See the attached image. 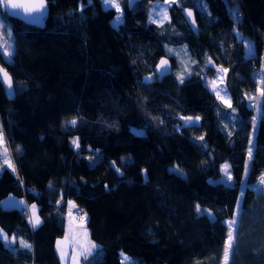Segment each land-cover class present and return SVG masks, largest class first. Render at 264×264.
Instances as JSON below:
<instances>
[{"label":"trees","instance_id":"16d2710c","mask_svg":"<svg viewBox=\"0 0 264 264\" xmlns=\"http://www.w3.org/2000/svg\"><path fill=\"white\" fill-rule=\"evenodd\" d=\"M118 1L114 24L117 11L102 0H46L43 27L0 5L14 37L11 60L0 47V65L15 91L7 97L0 81V129L15 168L0 157V226L16 238L12 246L0 238V264H61L68 201L77 217L87 213L98 244L81 264H221L257 112L228 264H264V185L253 187L264 174V0H175L163 23L148 20L155 0ZM236 28L253 39L254 55ZM164 55L173 67L160 79ZM209 59L228 70L231 107L205 82L216 73ZM223 162L233 183L217 179ZM9 195L24 206L4 207ZM29 205L41 219L35 227Z\"/></svg>","mask_w":264,"mask_h":264},{"label":"rangeland","instance_id":"374dc122","mask_svg":"<svg viewBox=\"0 0 264 264\" xmlns=\"http://www.w3.org/2000/svg\"><path fill=\"white\" fill-rule=\"evenodd\" d=\"M6 0H0V5L3 6L4 8V3H5ZM103 1V5L105 6V2L104 0ZM115 3H118L119 4V11L114 7V9L117 11V14L115 15V17L113 18V23L114 24H118L121 22V16H122V8L120 6V3L118 0H115ZM171 3H168V0H155L153 2H151L150 6H149V11H148V20L150 21H153V22H158V23H163L164 21L167 20V18L169 17V5ZM106 7V6H105ZM111 7V8H112ZM167 13V18L164 17V13ZM119 18V20H118ZM4 28V31L2 32V29ZM11 33V35L9 36L8 33ZM236 31V36L243 41L244 43V48H245V55L246 56H251V55H254L257 50H256V47H255V44H254V41L251 37H249L248 35L246 34H243L241 31H239L237 28L235 29ZM13 45H14V37H13V33H12V30H11V26L9 25V22L5 19V17L2 15V11L0 10V47L2 48V51L5 47H8L10 46V52L11 54L8 55L7 53H5L3 51V56L5 59L7 60H11L12 58V54L14 52V48H13ZM249 46H251V52L249 51ZM176 49L178 47H175ZM261 58H262V65L261 67L259 68V73H261L262 76H259V74H257V80H258V87H257V90L261 87V84H260V81L262 78H264V50L262 51V54H261ZM212 67L215 68V75L213 77H208V76H204V79H205V82L207 83L209 89L215 93L213 90H212V87H211V84L209 83L210 81H218V87H217V90L218 91H221V95L225 97V99L229 100L230 101V93L228 92L227 88H226V84H225V81H224V78H225V73L223 72V69H225V67L223 66H220V65H216L214 62L211 63ZM219 70V71H218ZM219 77H223V80L222 82H220L218 80ZM147 81L148 80H151L152 79V76L149 75L148 77L145 78ZM216 95V94H215ZM258 96H260L259 94V91H258ZM217 97V96H216ZM221 102L222 100L217 97ZM223 103V102H222ZM225 104V103H224ZM259 119V112H257L253 118V128L250 132V138H249V143H248V149H247V158H246V161H245V164H244V167H245V171H244V174H243V181L240 185V194H239V197H238V202L236 204V207H235V213L230 217V218H227L226 219V222L230 221V220H233L234 218L237 219V216L239 215L240 213V207H241V197H242V193L244 191V185H245V176L247 174V172L249 171V163H250V159H249V155H248V151H249V148L251 147L252 148V152H253V149H254V141H255V124L256 122L258 121ZM134 130H139L138 128L136 127H132ZM140 131V130H139ZM7 147V145H6ZM1 159L4 161V158L3 156H0ZM8 157L10 158V156L8 155ZM252 157V156H251ZM225 165H228L229 166V162H223L221 164V174L218 176V180L224 182V183H233L235 178L233 176V173H232V170L230 168V166L228 167V174H230V179L228 178V175H226V173L224 172V166ZM261 176H264V174L261 173V175L259 176L257 182L255 184H253V187H261L260 185V177ZM15 199V204H21V200L17 198V196L15 195H9L7 199H5L6 201H10V200H13ZM239 204V211H237V205ZM32 206L31 205V211H32ZM67 208H68V211H67V215H66V222H65V234L64 235H68L67 236V240L71 243V245L74 246L73 248V252L71 253V256H70V264H80V257L81 255H79L80 251L79 250L81 244L78 243L81 242H85V238L83 237V233L86 232L87 233V238H86V242L87 243H94L95 245H97L98 247V244L93 241L92 239H89V235H88V228H86V222H87V213L85 211L82 212V215L77 217L76 215V210L78 209V207L75 205L74 202L72 201H68L67 203ZM200 208V207H199ZM203 209L200 208L199 211L197 212H200L202 213ZM237 226V223L235 225V228ZM228 231H229V228H228ZM235 234V232H234ZM66 238V237H65ZM6 243H8L10 246L13 245L14 243V240H11L9 242L6 241ZM96 247V248H97ZM95 248V249H96ZM95 249H92V252L95 251ZM224 255V254H223ZM124 256H127L129 258L128 261H125L123 259ZM230 256L231 254H229V259H230ZM120 259L122 260L123 263H126V262H131V261H134V259H132L129 255H127L126 253H121L120 254ZM229 262V260H228ZM201 264V263H199ZM221 264H224V256L222 258V261H221Z\"/></svg>","mask_w":264,"mask_h":264},{"label":"snow or ice","instance_id":"6c2138e0","mask_svg":"<svg viewBox=\"0 0 264 264\" xmlns=\"http://www.w3.org/2000/svg\"><path fill=\"white\" fill-rule=\"evenodd\" d=\"M6 2L10 3L12 8H21V7H23V8H25L26 11H43V9L45 7L44 0H41V2L38 5L19 4V3L14 2V0H6ZM104 2H105V6L106 7L114 6L119 11V4L115 3V0H104ZM173 2H175V0H168V3H173ZM187 15L189 17H191L192 16L191 11H189L187 13ZM234 15H235V13H234ZM164 17L167 18L166 11L164 13ZM118 20H119V18H118ZM192 23L193 24L195 23L194 19L192 20ZM8 35L9 36L11 35L10 31H9ZM3 51L5 53H7L8 55H10L11 54L10 46L5 47L3 49ZM249 51L251 52V46H249ZM209 63L210 64L212 63L211 59H209ZM166 65H167V60H161L160 61V67L161 68H164ZM0 71H3V70L0 69ZM227 71H228L227 69H223V72L225 74L227 73ZM4 78L7 79V82L9 84V86H11V83H12L11 78L8 76V74L6 72H4ZM182 80H183V76L181 75V82H182ZM218 80L220 82H222L223 77H219ZM209 83L211 84L212 90L215 92L216 96L219 97L222 100V102L225 103L228 107H231V102L229 100L225 99V97L221 95V91L217 90L218 81L214 80V81H210ZM260 84H261V87L258 89V91H259V94L261 96H264V78L261 79ZM249 99H254V97L250 96ZM183 119H185L187 121H192L193 120L192 117H183ZM195 119L199 120V117H196ZM68 123H70V124H72L74 126L76 124V119H72ZM138 134H142V133H138ZM201 139H203V137H201ZM73 144H75L77 147H79L78 138L73 140ZM248 155H249V159H251V156H252V148L251 147L249 148ZM0 156H3L5 165H7L8 167H10L13 170H15L14 165L11 163V160L8 157V149H7L6 144H5V140H4V135H3L2 129H0ZM228 167H229L228 165L224 166V172L226 173V175H228V178L230 179L231 177H230V174H228ZM260 184L264 185V176L260 177ZM199 210H200L199 205H197V211H199ZM237 211H239V204L237 205ZM30 222L32 223L33 227H35V226L40 224V218L36 214V206L35 205L32 206V216L30 218ZM227 223H228L229 231H228L227 240L225 242V247H224V264H228L229 254H230V252L233 249L234 232H235V225H236L237 221L234 218L233 220H230ZM82 235L85 238V242L81 243V242L78 241V243L81 244V251H80L79 255H84L85 258H87V255L91 254L92 249H95L97 247V245H95L94 243H87L86 242V238H87V233L86 232H84ZM3 238L5 240L8 239L6 234L4 235ZM12 239L15 240L16 238L12 237ZM66 240H67V237L65 238L64 241H57V249L59 250L60 256H61L62 259H64L65 256H66V253L64 251V245H65ZM20 243L25 248H31V245L28 244L27 242L23 241V240H21ZM123 259L125 261L129 260V258L127 256H124Z\"/></svg>","mask_w":264,"mask_h":264},{"label":"water","instance_id":"95a60500","mask_svg":"<svg viewBox=\"0 0 264 264\" xmlns=\"http://www.w3.org/2000/svg\"><path fill=\"white\" fill-rule=\"evenodd\" d=\"M140 1L142 0H127V3H128L129 8H132L135 3L140 2ZM14 2L19 3V4H24V5H38L41 2V0H14ZM44 4H45V7L43 11H26L25 8L23 7L12 8L11 4L5 1L4 9H5L6 14L9 15L10 17H13V18L16 17L22 20L24 23H28L30 25L43 27L45 26L44 18L48 15V3L46 2V0H44ZM189 11H191L192 13L191 17L187 15ZM182 14L187 24L189 25V27L192 28L193 32L197 34L198 33L197 21H196L195 12L193 8L184 7L182 9ZM193 19L195 21L194 24L192 23ZM161 60H167V65L164 68L160 67ZM172 67H173L172 62L170 61L168 57L164 55L158 59L157 65L155 66V72L159 74V78L161 79L162 76L170 75L172 71ZM0 69L3 70V71H0V81L3 85L4 91H6L7 97L13 98L15 95V91L13 88L12 76L9 73V71L6 70L2 65H0ZM4 72H6L8 76L11 78V81H12L11 86H9L7 79L4 78Z\"/></svg>","mask_w":264,"mask_h":264},{"label":"crops","instance_id":"0c3cea01","mask_svg":"<svg viewBox=\"0 0 264 264\" xmlns=\"http://www.w3.org/2000/svg\"><path fill=\"white\" fill-rule=\"evenodd\" d=\"M8 197H6L5 199H7ZM18 199H20L21 200V204H15V199H13V200H8V201H6L5 199H3V201H2V205L4 206V207H13V206H17V207H22V206H24V204H25V199H22V198H20V197H17ZM31 208V206L29 205V209ZM36 214L38 215V213H37V209H36ZM39 216V215H38ZM40 218V217H39ZM40 222H41V219H40ZM6 234V236L8 237V239L7 240H5L3 237H4V235ZM68 235H64V236H61V237H59L56 241H64L65 240V237H67ZM12 237H14V236H12V235H10L8 232H6L1 226H0V238L2 239V241L4 242V243H6V241L7 242H9V241H11V240H13L12 239ZM13 245H15V240H14V243H13ZM56 252L58 253V257H59V260H60V262H61V264H70L71 262H70V256H71V253L73 252L72 250H73V248H74V246L73 245H71V243L68 241V240H66V242H65V245H64V251H65V253H66V256H65V258L64 259H62L61 258V256H60V252H59V250L57 249V242H56ZM80 249L79 250H81V246L79 247ZM81 259V258H80ZM80 264H81V261H80Z\"/></svg>","mask_w":264,"mask_h":264}]
</instances>
